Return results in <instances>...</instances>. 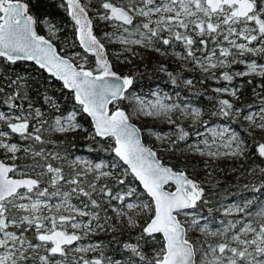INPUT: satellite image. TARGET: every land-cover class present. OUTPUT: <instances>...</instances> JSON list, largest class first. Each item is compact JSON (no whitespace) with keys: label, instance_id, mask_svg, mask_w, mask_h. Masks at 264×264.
<instances>
[{"label":"snow or ice","instance_id":"6c2138e0","mask_svg":"<svg viewBox=\"0 0 264 264\" xmlns=\"http://www.w3.org/2000/svg\"><path fill=\"white\" fill-rule=\"evenodd\" d=\"M44 3L0 0V264H264V198L233 203L225 210L233 218L213 228L203 212L204 184L193 178L188 160L202 158L209 176L210 161L221 157L254 154L264 161V138L249 142L254 131L264 132V0H61L57 7L74 22L82 51H72L77 45L68 39L58 49L62 27L40 10ZM101 22L112 31L95 33ZM104 40L121 45L115 60L125 66L136 67L131 58L141 57L140 48L174 56L180 71L164 63L159 71L177 89V100L184 89L192 100L176 102L156 91L155 102L146 101L137 91L139 68L121 72ZM186 70L203 78H186ZM209 79L226 82L211 89L214 97L194 90ZM205 97L213 101L210 111L198 106ZM125 101L132 111L121 107ZM84 115L92 132L78 120ZM139 116L172 126L166 133L147 130L158 150L142 142V129L132 122ZM213 118L228 123L217 127ZM244 122L246 134L238 130ZM76 131L113 141L107 149L88 148L107 151L110 159L73 157L51 138ZM158 151L177 162H165ZM244 171L252 177L244 187L264 193V166ZM133 208L147 214L143 224L126 211ZM125 225L140 229L134 241L117 239ZM193 232L204 238H190ZM109 233L120 246L114 252L90 240ZM146 246L154 249L151 257Z\"/></svg>","mask_w":264,"mask_h":264},{"label":"trees","instance_id":"16d2710c","mask_svg":"<svg viewBox=\"0 0 264 264\" xmlns=\"http://www.w3.org/2000/svg\"><path fill=\"white\" fill-rule=\"evenodd\" d=\"M61 3V0H45L44 5L41 7V11L42 12H46L49 14V16L51 17V19L57 24L58 27H62V31L60 32V36H63L66 32H68L72 38L75 40V31L73 30H69V25L73 23V21L71 20V17L68 15L67 11L65 10V8L63 7H57L58 4ZM41 34L44 35L45 31L44 29H42ZM75 42H77V40H75ZM58 49H59V45L56 44ZM161 63H164L168 66L170 71L173 72H177L179 71L177 66L174 65L172 62H170L168 59L163 58L158 56L157 54L154 53H142L141 57H139L138 60L133 61V64L136 65L135 70L132 71L130 70V66H125V65H121V66H117L118 69L123 72V73H129V72H136L137 71V67L139 68V75L140 78L138 80V88L137 91L138 92H143L149 88H151L154 84L159 83L165 87L171 86L173 87L175 90H177L174 86H172L169 82H168V77L164 72L159 71V65ZM94 64V59L93 57H90V65ZM29 68L34 67L31 63H29V65H27ZM185 77H189L188 75H198L197 73L192 74L191 72H184L183 73ZM47 77V73H43L42 74V78ZM245 80L247 79V77L244 78ZM242 81L240 80V78H237L236 81H234V83H241ZM217 82H210V83H205L203 85V87H197L194 90L196 91H200L203 92L205 91L204 87L207 86H211L216 84ZM55 84L57 86V89H59L62 85L61 82L59 81H55ZM67 91V90H65ZM182 93L188 96L190 95V90L188 89H184L182 90ZM251 87L245 84V93L243 96V100L245 103L250 102V96H251ZM57 95H59V92H57ZM70 95V94H69ZM215 94L211 91H207V97H214ZM207 97L202 98L199 105L202 108H205L207 110H211L212 108V103L213 101L208 99ZM192 98V97H191ZM225 98V97H224ZM66 108L70 109L72 107V102L69 99L68 102H66L65 105ZM121 107L125 108L126 111L130 112V106L128 104L127 101H125L123 104H121ZM112 109V106H111ZM80 118H78L82 124L85 126V128H87L89 130V132H92V127L90 124V121L88 119V117L86 115L84 116H79ZM135 117L133 118V122L135 121ZM214 121H220V122H225L228 123L227 121H222L219 119L214 118ZM234 127H237L236 125H233ZM238 130L241 131V133H245L243 130V126L239 125L238 126ZM143 134V133H142ZM85 133L81 132L78 134H75L73 136L71 135H66L63 137H58L57 134H53L52 135V139L58 142V139H63V146H67L69 151H71L72 153L74 152H78L84 155H87L88 157L94 159V160H99V159H110L109 153L107 151H94V152H89L88 148L90 146L95 147L96 149H107L108 146L113 143V141L108 140L107 142H105L104 140H102L101 138L97 137L96 141L90 140V139H85ZM143 139L144 141L148 143V139H146V137L143 135ZM161 157V154H158ZM162 160H164V156L161 157ZM190 162H193L191 160H189ZM173 164H175L177 162V159L175 158L174 160L171 161ZM194 165V163L191 164L190 167H192ZM243 165L244 168H248V167H255L256 165H261L264 166V161H262L260 158H258L257 156L254 155V158H252L251 162H246L241 164ZM241 165L239 166L241 168ZM198 176L193 173V178H197ZM246 178V177H245ZM234 179L232 175H223V177H218V179L213 180L212 182H204V187H205V198L209 199L211 201H216L218 199H222L224 196L223 194L226 193L228 191V189H232L231 191L234 192H239V191H245L246 189L241 186V184H246L249 183L250 181H252V177L249 175L247 177V179ZM225 184H238L236 187H232L231 186H226L228 188H224ZM238 189V190H237ZM208 205V204H206ZM205 206V205H204ZM119 232V229L117 230ZM140 231L139 228H136L134 230H129L124 228V233L123 235H119L117 236V239L123 240V241H134L136 233H138ZM95 239L97 240H102L104 242L105 245H109V247L106 249L109 252H114V250L117 247H120L118 244H116L113 241V234L109 233L107 235L105 234H100L99 236H94ZM159 238V235H158ZM156 247H159V244L156 245ZM122 250V249H121ZM145 250L147 251L149 257H151L154 249L151 246H146Z\"/></svg>","mask_w":264,"mask_h":264},{"label":"rangeland","instance_id":"374dc122","mask_svg":"<svg viewBox=\"0 0 264 264\" xmlns=\"http://www.w3.org/2000/svg\"><path fill=\"white\" fill-rule=\"evenodd\" d=\"M74 23V22H73ZM73 23L69 25V30H74V27H73ZM112 28L113 26L112 25H105L104 23H99V24H96L94 23V32L97 33V34H102L103 32L105 31H112ZM44 31H45V34L44 35H48V31L46 28H44ZM60 40H56L55 43L60 46H62L63 42L65 39H68V40H74L72 38V36L66 32L63 36H60ZM105 43V46H106V51H107V54L109 56V58L114 62V63H117V66H121L123 64H120L118 63L116 60H115V54L117 52H120L122 51V47L119 43H116V42H109L108 40H104L103 41ZM77 47L74 48V49H71L72 51H82V49L79 48V41L77 40V42H75ZM138 51L142 54V53H145V52H148V53H154L156 54L155 52H152L150 50H145V49H138ZM127 55V54H126ZM158 55V54H157ZM160 56V55H158ZM160 57H163V58H166L168 59L170 62H172L174 65L177 66L178 70L180 71V61L176 60V58L174 56L172 57H165V56H160ZM93 59H95L93 57ZM132 61H136L139 59V57H134V58H131ZM260 62H264V61H260ZM130 70L134 71L135 70V67L134 66H130L129 67ZM235 70L236 71H242L244 70V66L243 65H237L235 66ZM219 71V70H218ZM184 72H191L192 74L194 73H197L198 75H188L189 77H186V78H191L193 80H200L203 78V74L199 71H191V70H186ZM124 74H127V73H124ZM210 82H216L214 80H207L206 83H210ZM226 82H223L221 81L220 84H214V85H211L210 87L207 86V87H204L205 89L211 91L212 88H215L217 86H220L222 84H224ZM197 87H203V85H201L200 83H196L195 85V88ZM156 91H160L162 94L163 93H167L169 96L172 97V100L173 101H176V102H179V100H184L185 97H187L190 101L192 100L191 96H188V95H185L182 93L181 91V94H180V97H179V100H177L176 96H175V92L177 90H175L173 87L171 86H168V87H165L159 83H156L154 84L151 88L143 91V92H138L139 95L143 96V98L146 100V101H152V102H155L156 100V97L152 95L153 92H156ZM212 92V91H211ZM215 94V93H214ZM216 95V94H215ZM251 97H252V94L251 96L249 97L250 98V102H251ZM225 98H229L230 97H227L225 96ZM128 102V101H127ZM129 106H130V111H132V105L128 102ZM200 106V105H198ZM201 107V106H200ZM80 118V117H78ZM135 123L138 124L139 128L142 129V133L143 135L146 137V139H148V145L151 146L152 148L154 149H159L160 147V142L157 141L155 139L154 136H149L148 135V129L151 128L153 131H157V132H168L169 129L172 127L171 125L167 124L164 120V118H153V117H145V116H139V117H135ZM207 118V117H205ZM79 120V119H78ZM214 120V118H213ZM79 122L82 124V122L79 120ZM185 124L187 123H190V120H184L183 121ZM214 124L215 126L219 127L223 124H227L225 122H220V121H214ZM83 125V124H82ZM243 126V130L246 129L247 127V123L244 122V123H241L240 126ZM84 126V125H83ZM233 126V125H232ZM85 127V126H84ZM92 127V126H91ZM234 127V126H233ZM93 131V129H92ZM82 131H76V132H71V133H66V134H57L58 137H63V136H66V135H75V134H78V133H81ZM245 132V131H244ZM242 134H246V133H242ZM253 137L255 139H253ZM261 138H264V132H261L259 130H256L253 132L252 134V137H249V142H250V145H253L256 143V141L258 140H261ZM63 139H58V142H62V145L64 144L63 143ZM71 152V151H70ZM72 153V152H71ZM158 154H161V157L164 156V161L165 162H168V161H172L174 160L176 157L175 156H172L170 155L169 153L167 152H159L158 151ZM82 156L84 157L85 159H88V160H94L90 157H88L87 155H84V154H81V153H78V152H74L72 153V156ZM252 158H254V154H250L249 155V158L247 160H233L231 158H223L221 157L219 160H212L210 161V167L212 169H215V171L212 173L211 176L207 175L206 172L207 170L204 169L203 165H202V158L200 157H195V156H192V155H189L188 156V160H191L193 161L194 165L192 167H190V170H193V173H195L198 177L195 178V179H198L199 181L201 182H212L213 180L215 179H218V177H223V175H232L234 179H247V177L249 175H247L245 173V169L246 168H240L239 166L243 163H246V162H251ZM96 162H99V160H94ZM261 198H264V193H262V195H253L252 197L250 198H244V199H253V200H256L257 202H259V200ZM208 202H209V199H207ZM242 202V199H239L237 202H229V203H218L216 205H212V206H208V205H205L203 207V212H205L207 214V217L210 218L207 222H210L212 224V227L215 228V227H218L219 224H220V221L221 220H230L232 219L233 217L232 216H229V215H226V209L228 207H230L233 203H241ZM209 204V203H208ZM209 209H211V211H209ZM126 211L129 212V215L133 216V217H137L141 224H143L144 220H146L148 217H147V214L144 213L140 208H133L131 210H127ZM233 215H236V213H233ZM202 222H205V221H202ZM125 228L126 229H129V230H134V229H131V228H127V226L125 225ZM189 237L190 238H197V239H203V234H200V233H196V232H193V233H190L189 234ZM209 240H213L214 238L209 236L208 237ZM90 240L91 241H97V239H95L94 237H90ZM88 241H84V243H87ZM153 254V253H152ZM73 256H78L80 254H77V253H72ZM152 256V255H151Z\"/></svg>","mask_w":264,"mask_h":264},{"label":"flooded vegetation","instance_id":"af4514ba","mask_svg":"<svg viewBox=\"0 0 264 264\" xmlns=\"http://www.w3.org/2000/svg\"><path fill=\"white\" fill-rule=\"evenodd\" d=\"M238 184H225L224 188H228L226 186H231L232 187H236ZM245 184H241V186L244 187ZM245 188V187H244ZM246 189V188H245ZM232 189H228V191L226 193L223 194V198L222 199H218L216 201H211L209 200V204L208 206H212V205H216L218 203H229V202H237L239 199H244V198H250L255 194H251L250 190L246 189L245 191H239V192H234L231 191ZM238 190V189H237ZM257 195H262V193H259Z\"/></svg>","mask_w":264,"mask_h":264},{"label":"water","instance_id":"95a60500","mask_svg":"<svg viewBox=\"0 0 264 264\" xmlns=\"http://www.w3.org/2000/svg\"><path fill=\"white\" fill-rule=\"evenodd\" d=\"M109 109H110V111L111 110H113V109H111V105H109ZM88 119H89V121H90V124H91V126H92V129H93V125H92V121H91V118L90 117H88ZM133 122V121H132ZM133 123H135V122H133ZM136 124V123H135ZM137 125V127H139L138 126V124H136ZM142 142H144L145 144H146V146H148V147H151V146H149L145 141H144V139H143V134H142Z\"/></svg>","mask_w":264,"mask_h":264}]
</instances>
